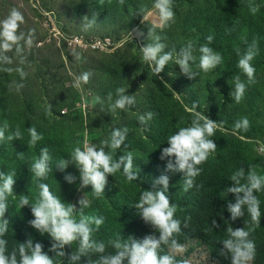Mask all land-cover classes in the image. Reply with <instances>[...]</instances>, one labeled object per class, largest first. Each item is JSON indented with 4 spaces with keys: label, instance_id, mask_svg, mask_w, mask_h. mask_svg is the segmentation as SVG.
I'll return each mask as SVG.
<instances>
[{
    "label": "trees",
    "instance_id": "16d2710c",
    "mask_svg": "<svg viewBox=\"0 0 264 264\" xmlns=\"http://www.w3.org/2000/svg\"><path fill=\"white\" fill-rule=\"evenodd\" d=\"M182 2L188 11L197 14L198 23L189 28L199 36L195 39L197 46L209 47L225 61L226 77L223 88L216 90L207 84L202 102L197 111L184 107L174 98L165 85L168 73L153 75L160 82L149 94L152 102V116L146 129L136 131L127 129L126 134L134 146L132 156L133 171L136 180L128 181L121 168L107 177L103 193L96 195L89 185V204L85 211L103 217L98 227L92 223L90 242L103 244L102 252L95 247L81 251L78 237L68 244L52 239L48 233H41L30 221L33 219L29 206L20 207L22 198H27L29 205L39 199V184L44 183L50 192L66 204L74 205V196L78 186L65 179L69 164L63 171L57 168L61 160H71L75 148L82 146L83 139L66 140L53 136L43 126L21 123L9 116L6 109L1 111L0 131L4 139L0 147V173L14 178L13 194L7 198L5 218L8 229L2 239L7 241L6 254L15 253L17 264L20 261L19 248L25 246L30 254L29 242L34 246L39 243L42 252L53 264H104L119 252L123 246L133 242L142 243L145 238L159 239L160 230L142 219L139 210L134 207L140 193L144 190L161 191L163 186L157 181L161 176L168 178L165 192L170 206L175 205L173 219L179 220V232L173 233L167 242H161L156 249L159 256H170L175 264H187L188 255L201 247L212 264H233V253L224 246L226 240H235L229 229H243L248 232L247 240L253 243L252 258L242 264H264V190L254 192L259 200L260 216L253 221L247 205H241V215L232 218L228 210L230 205L243 198L244 193H228L230 186L247 185L248 178L255 173L264 176V154H258L245 140L264 138V2L262 0H200ZM211 36V41L208 37ZM196 46V47H197ZM71 50V49H70ZM246 54H251L249 61L254 73L251 77L238 66V61ZM243 85L237 99V84ZM207 117L217 125L210 139L216 150L197 167L200 173L185 190V174L174 167L168 169V157L160 159L161 149L167 147V139L180 128L189 127L197 118ZM243 121H247L246 126ZM203 121H201L202 123ZM241 123V127H235ZM2 128H6L4 131ZM29 128H35L42 139L34 145L30 142ZM19 133L17 137L15 134ZM129 134H132L129 135ZM49 154V171L43 178H37L32 171V164L39 158L41 149ZM110 153L113 160L124 155L121 147ZM242 172L234 181L232 175ZM76 221L83 218L82 213L73 210ZM172 240L182 246V250L172 245ZM55 245V247H53ZM120 245V247H117ZM199 262L198 264H202ZM120 264H128V257Z\"/></svg>",
    "mask_w": 264,
    "mask_h": 264
},
{
    "label": "rangeland",
    "instance_id": "374dc122",
    "mask_svg": "<svg viewBox=\"0 0 264 264\" xmlns=\"http://www.w3.org/2000/svg\"><path fill=\"white\" fill-rule=\"evenodd\" d=\"M195 1L198 6L200 0ZM264 2V0H262ZM155 0H0V22L19 13L15 42L5 43L0 36V117L9 116L23 123L43 126L53 136L72 140L82 138V146L94 145L105 151L114 129H146L152 116L149 94L162 81L153 75L168 73L166 87L174 98L191 109L202 102L204 87L224 86L226 66L223 58L204 72L199 67V36L189 30L198 23L182 0H170L173 17L163 25ZM78 40L84 49H69L66 43ZM98 42L102 46L93 48ZM109 42V44L107 43ZM162 45L161 54H170L162 71L155 72V61H145L143 49ZM197 46V47H196ZM190 53L191 71L185 73L177 61ZM89 73L85 83L81 76ZM124 89L131 102L123 109L114 107L117 89ZM7 131L6 128H2ZM125 134L123 156L135 153ZM132 136V134H129ZM5 139V138H4ZM4 139H0L1 143ZM258 154H264V138L245 140ZM68 174L75 177L78 190L74 209L83 217L89 204V186L81 187L79 170L73 165ZM187 264H212L201 247L189 254Z\"/></svg>",
    "mask_w": 264,
    "mask_h": 264
},
{
    "label": "clouds",
    "instance_id": "9594fccd",
    "mask_svg": "<svg viewBox=\"0 0 264 264\" xmlns=\"http://www.w3.org/2000/svg\"><path fill=\"white\" fill-rule=\"evenodd\" d=\"M153 7L159 13V19L163 25L165 22L173 17V12L170 6V0H155ZM17 21L23 22V18L19 13H13L12 17L6 21L0 22V36L3 37L5 43L2 47L7 49L10 44L7 42H15L17 36L14 34L17 28ZM209 36L208 40L211 41ZM68 46V44L66 43ZM69 49H72L68 46ZM162 45L156 44L148 46L143 49V57L145 61H155V72L162 71L166 63L170 60V54H161ZM199 67L202 71L207 72L213 68L220 60V56L214 53L209 47L203 46L200 48ZM192 59L190 53L185 52L177 63L181 71L189 73L191 66L189 61ZM252 59L251 54H246L238 61V66L247 76L251 77L254 73V68L250 66L249 61ZM89 73H83L81 79L86 83ZM237 99L239 93L243 90L242 84H237ZM124 89H117L118 99H116L114 107L123 109L126 103L131 102L130 97H125L122 93ZM195 107V105L193 106ZM201 121H203L201 123ZM246 126L247 121H243ZM217 125L214 121L207 117L194 119L191 126L180 128L176 133L169 136L167 139V147L161 149L160 159L168 157L166 164L168 169L174 167L172 160L174 158L175 167L185 174V190L190 187L193 180L200 173L198 165L202 164L211 152L216 150V145L210 137L213 136ZM235 127H241V123H237ZM30 135V142L34 145L37 141L42 139V136L37 133L35 128L28 129ZM127 129H114L111 133L109 141L106 143L112 150L119 149L125 140ZM17 137L19 133L15 134ZM3 137L0 131V138ZM50 157L46 148L41 149L38 159L32 164V171L37 178H43L49 171L48 161ZM69 164L79 170L81 187L91 186V189L96 195L103 193V189L107 183V177L123 169V174L128 181L136 180V172L133 169V162L131 154L121 156L118 160H113L110 153L105 152L104 148H96L94 145H86L83 150L77 147L72 152L71 160H61L57 168L61 171L67 168ZM243 175L242 172H237L232 175L231 179L236 180L238 176ZM65 179L69 182L75 179L71 174H67ZM163 186L161 191L144 190L140 193L138 201L134 207L139 210L142 219L151 223L160 230L159 239L145 238L142 243L133 242L129 247L123 246V251L119 252L110 260H106L104 264H120L123 257H128V264H175L170 256L157 255L156 249L161 242H167L173 233L179 232V220L173 219L176 212L175 205L170 206L169 200L165 195L168 189V178L161 176L157 181ZM14 178L12 175L5 176L0 173V237L8 229V220L5 218L7 210V198L13 194ZM39 199L33 204L29 205L27 198H22L19 202L20 207L29 206L33 219L30 221L31 225L41 233H48L49 236L60 241L61 244H68L78 237L81 241V251L88 247H95L96 251L102 252L104 245L90 242V234L92 229L90 224L94 223L97 227L103 223V217H83L76 221L73 217L74 205L66 204L60 198L50 192L47 184H39ZM264 190V176H258L255 173L248 178L247 185H240L239 187L230 186L227 189L228 193L243 192V198L239 199L236 204L230 205L228 210L232 218L241 215V205L246 204L248 213L253 221H257L260 216L259 200L254 192ZM81 204L87 206L84 201ZM229 234L235 240H226L224 246L233 253V264H242L245 259L252 258L253 243L246 239L248 232L243 229L232 230L229 229ZM7 241L0 238V264H17L16 254H6ZM172 245L182 250V246L172 240ZM30 254L25 252V246L21 245L19 248L20 261L19 264H53L52 260L42 252V246L37 243L34 246L29 242ZM55 247V245H53ZM120 247V245H117Z\"/></svg>",
    "mask_w": 264,
    "mask_h": 264
},
{
    "label": "built area",
    "instance_id": "2783aa9c",
    "mask_svg": "<svg viewBox=\"0 0 264 264\" xmlns=\"http://www.w3.org/2000/svg\"><path fill=\"white\" fill-rule=\"evenodd\" d=\"M73 40L71 41H68L67 44L70 48L72 49H76V48H80V49H84L86 47V45L82 44L81 42H79L78 40L72 42ZM109 44V42H107ZM110 45V44H109ZM102 46V43L101 42H98L97 44H95L93 46V48H96V47H100Z\"/></svg>",
    "mask_w": 264,
    "mask_h": 264
}]
</instances>
